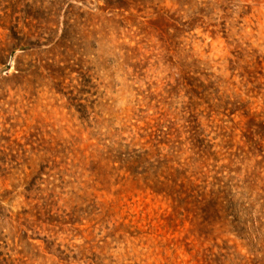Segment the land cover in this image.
I'll use <instances>...</instances> for the list:
<instances>
[{
  "label": "rangeland",
  "instance_id": "1",
  "mask_svg": "<svg viewBox=\"0 0 264 264\" xmlns=\"http://www.w3.org/2000/svg\"><path fill=\"white\" fill-rule=\"evenodd\" d=\"M0 264H264V0H0Z\"/></svg>",
  "mask_w": 264,
  "mask_h": 264
},
{
  "label": "trees",
  "instance_id": "2",
  "mask_svg": "<svg viewBox=\"0 0 264 264\" xmlns=\"http://www.w3.org/2000/svg\"><path fill=\"white\" fill-rule=\"evenodd\" d=\"M26 8H28L29 11L26 12L27 15L35 16L36 18H39L41 15H47L49 12L48 7L39 6L36 9L32 6L28 5Z\"/></svg>",
  "mask_w": 264,
  "mask_h": 264
}]
</instances>
